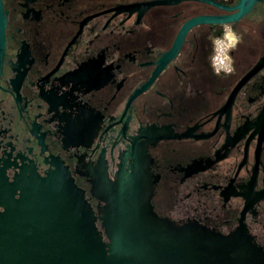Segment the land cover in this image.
<instances>
[{"label":"flooded vegetation","instance_id":"obj_1","mask_svg":"<svg viewBox=\"0 0 264 264\" xmlns=\"http://www.w3.org/2000/svg\"><path fill=\"white\" fill-rule=\"evenodd\" d=\"M124 162L264 264V0H0V172L61 165L100 217Z\"/></svg>","mask_w":264,"mask_h":264},{"label":"water","instance_id":"obj_2","mask_svg":"<svg viewBox=\"0 0 264 264\" xmlns=\"http://www.w3.org/2000/svg\"><path fill=\"white\" fill-rule=\"evenodd\" d=\"M151 192L142 166L124 162L114 184L93 189L107 203L97 217L61 165L13 181L0 172V264H261L249 244L160 218Z\"/></svg>","mask_w":264,"mask_h":264},{"label":"built area","instance_id":"obj_3","mask_svg":"<svg viewBox=\"0 0 264 264\" xmlns=\"http://www.w3.org/2000/svg\"><path fill=\"white\" fill-rule=\"evenodd\" d=\"M229 58L226 54L225 49L219 45L217 49V56L215 57V62L218 66L226 67L228 65Z\"/></svg>","mask_w":264,"mask_h":264},{"label":"rangeland","instance_id":"obj_4","mask_svg":"<svg viewBox=\"0 0 264 264\" xmlns=\"http://www.w3.org/2000/svg\"><path fill=\"white\" fill-rule=\"evenodd\" d=\"M229 62V61H228Z\"/></svg>","mask_w":264,"mask_h":264}]
</instances>
